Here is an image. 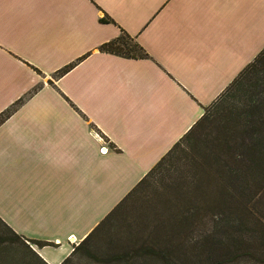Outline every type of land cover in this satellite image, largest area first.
Listing matches in <instances>:
<instances>
[{"label": "crops", "instance_id": "obj_1", "mask_svg": "<svg viewBox=\"0 0 264 264\" xmlns=\"http://www.w3.org/2000/svg\"><path fill=\"white\" fill-rule=\"evenodd\" d=\"M263 48L264 0H0V218L63 263Z\"/></svg>", "mask_w": 264, "mask_h": 264}, {"label": "trees", "instance_id": "obj_2", "mask_svg": "<svg viewBox=\"0 0 264 264\" xmlns=\"http://www.w3.org/2000/svg\"><path fill=\"white\" fill-rule=\"evenodd\" d=\"M100 20L112 19L105 13ZM100 49L147 56L123 28ZM25 99L0 113V124ZM179 161L183 166L180 180L174 181L173 211L146 242L107 257L84 248L82 244L124 203L135 193H145L157 176L175 171ZM0 221L10 233L0 235V264H48L28 241L55 243L27 238ZM97 228L61 264H264V48ZM19 243L22 249L15 248ZM82 250L86 261L76 263Z\"/></svg>", "mask_w": 264, "mask_h": 264}, {"label": "rangeland", "instance_id": "obj_3", "mask_svg": "<svg viewBox=\"0 0 264 264\" xmlns=\"http://www.w3.org/2000/svg\"><path fill=\"white\" fill-rule=\"evenodd\" d=\"M182 162H178L179 167H176L175 171L166 173L164 177L157 176L145 193H135L92 233L90 238L82 244L84 248H89L100 257H107L146 242L162 220L173 211L172 199L177 186L174 181L180 180L178 176L180 175V165L181 168L183 166ZM0 235L10 236L8 229L1 221ZM28 242L32 246L34 245L32 242ZM18 247L22 249L21 243L15 248ZM83 251L78 254L76 263L86 261Z\"/></svg>", "mask_w": 264, "mask_h": 264}, {"label": "built area", "instance_id": "obj_4", "mask_svg": "<svg viewBox=\"0 0 264 264\" xmlns=\"http://www.w3.org/2000/svg\"><path fill=\"white\" fill-rule=\"evenodd\" d=\"M104 149L106 150V147H103L102 150L104 151Z\"/></svg>", "mask_w": 264, "mask_h": 264}]
</instances>
